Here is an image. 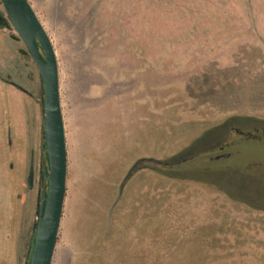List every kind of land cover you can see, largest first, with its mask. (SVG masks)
<instances>
[{"label":"rangeland","instance_id":"rangeland-1","mask_svg":"<svg viewBox=\"0 0 264 264\" xmlns=\"http://www.w3.org/2000/svg\"><path fill=\"white\" fill-rule=\"evenodd\" d=\"M27 1L56 55L66 140L51 264H264V197L203 188L174 165L214 125L264 120V88L249 89L264 83V0ZM0 18V78L34 95L0 83V263L27 264L46 187L43 88L1 2ZM230 152L224 165L264 183V138ZM144 218L149 257H122Z\"/></svg>","mask_w":264,"mask_h":264},{"label":"water","instance_id":"water-1","mask_svg":"<svg viewBox=\"0 0 264 264\" xmlns=\"http://www.w3.org/2000/svg\"><path fill=\"white\" fill-rule=\"evenodd\" d=\"M5 15L26 48L42 82V150L47 161L46 187L33 226L34 242L28 264H51L62 217L67 174L64 123L59 93V74L51 42L27 0H0ZM32 188V171L27 184Z\"/></svg>","mask_w":264,"mask_h":264},{"label":"flooded vegetation","instance_id":"flooded-vegetation-1","mask_svg":"<svg viewBox=\"0 0 264 264\" xmlns=\"http://www.w3.org/2000/svg\"><path fill=\"white\" fill-rule=\"evenodd\" d=\"M3 26L4 22L0 18V27L2 30H4ZM19 52L22 53V58L25 56L30 58L25 47L23 51L17 50L16 54ZM261 67L262 66L259 68ZM0 83L16 90L22 96L33 101L34 95L31 93V89L33 88L32 81L28 88H24L13 82L7 75H2L0 78ZM263 88L264 83L262 82L250 85L249 89L251 91L253 90L257 95V93L260 92L261 89L263 90ZM262 138H264V120L245 117L225 120L224 122L209 128L197 139H193L191 143H189L187 147H185L180 152L182 155L178 157V159L174 162V165L175 169L178 168V171L181 172V175L176 177H183L186 179L185 181L200 185L203 188H211L213 190L225 193L234 192L250 194L254 198L260 199V196L264 197V183L262 182L261 178L256 176L254 173H249L248 170L246 172H242L240 170L241 167L236 165H224V163L228 162L234 156L230 152L231 148L239 146L245 142H258ZM46 168L47 166L44 168V170ZM170 168L173 169V167ZM30 170L32 171L33 183L32 165L29 167L28 175ZM32 231L34 233L33 227ZM32 247L28 250L29 256H27V259L29 260Z\"/></svg>","mask_w":264,"mask_h":264},{"label":"crops","instance_id":"crops-1","mask_svg":"<svg viewBox=\"0 0 264 264\" xmlns=\"http://www.w3.org/2000/svg\"><path fill=\"white\" fill-rule=\"evenodd\" d=\"M66 155H67V151H66ZM6 218L7 217L4 218L3 223L5 221H7ZM149 221H150L149 219H145V218L143 220L139 219V221H137V223H138L137 225L143 227L142 232L140 230H138V229H135V234L132 236V239H131V241H133L135 245H134V247L132 246L129 249V251L131 250L130 256H128L126 254H123L122 257H126V256L127 257H131L132 254H133L134 258L146 259V258L149 257L148 254H150V253H149V251H146L147 249L145 248L147 246V241L148 240L150 241V235H149V232H150V230H149L150 223H149ZM0 225L3 226L1 223H0ZM138 228L140 229V227H138ZM5 236L8 237L9 235H5ZM117 238H118L117 241L118 240H120L121 242L122 241H125L122 236L117 237ZM4 245H5L4 247H5L6 250H7V248L9 249V243H8V241H5L4 242ZM139 246H141V248ZM116 248H117L116 250H118V246H116ZM9 252L11 253V250ZM153 256H155L154 252H153ZM146 264H148V263L146 262Z\"/></svg>","mask_w":264,"mask_h":264},{"label":"trees","instance_id":"trees-1","mask_svg":"<svg viewBox=\"0 0 264 264\" xmlns=\"http://www.w3.org/2000/svg\"><path fill=\"white\" fill-rule=\"evenodd\" d=\"M142 163H146V166H150L151 165V166H153V168H157V166H160V163H157V162L151 161V160L143 161ZM139 164H141V162Z\"/></svg>","mask_w":264,"mask_h":264}]
</instances>
